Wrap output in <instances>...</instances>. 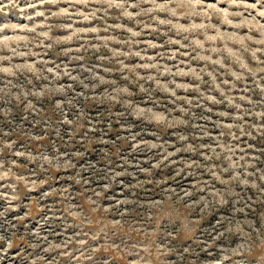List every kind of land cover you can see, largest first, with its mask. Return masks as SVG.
<instances>
[{
  "label": "rangeland",
  "instance_id": "374dc122",
  "mask_svg": "<svg viewBox=\"0 0 264 264\" xmlns=\"http://www.w3.org/2000/svg\"><path fill=\"white\" fill-rule=\"evenodd\" d=\"M34 2L36 7L30 8L28 12V14H35L34 19H26L20 11L24 7L25 0H21L19 7L9 6L7 0H0V4L4 5V11H0V25L7 26L3 34L21 38L0 42V47L5 48V51L0 55L12 56V64L20 69L16 76L6 78L12 79L16 83L17 77L19 81H24V77L29 76L39 83L36 76L42 69L47 70L49 75L62 71L64 73L71 72L72 76H76L79 70L91 68L93 65L112 68L114 66L112 63L101 59L104 56H120L123 66L128 67L129 71H133V66L144 64V57L147 56L149 61L155 58L165 66L166 70L171 68L176 72L179 102L185 107L189 102L197 105L192 109L195 118L185 117L177 109L173 113L175 126H173L172 120L168 121L166 127L148 123L144 114V107L148 105H145L146 102L142 98L141 91L131 81H127V83L135 94L133 99L140 103L141 107L127 118H123L121 115L120 119H116L117 113L121 111V106L117 105L115 110H106V106L89 101L84 105L83 115L87 116V120L84 122L83 129H73L67 123L58 125L60 120L55 112V105L50 99L38 102V107L42 108V111L38 113L32 111L30 106H17L14 103L12 111L8 115L0 113V148H3V151L0 152V161L5 162L6 168L12 167V170L18 175H27L32 172L36 166L32 161L19 154V151L25 148L35 152L41 146L47 147L56 143L60 145L62 151L69 150L75 153L77 147L83 151L81 137L88 131V123L94 122L98 126V133L95 134L97 135L96 139L91 141L92 148H89L88 152L97 163H102L99 157L102 156L105 147L113 148V155L116 156V144L125 157L144 160L143 152L133 155L135 145L131 143L132 137L149 145H152V142L159 143L155 147L163 148L166 145L167 150L174 153L171 158L178 161V164L158 170L155 183L149 182L148 195L142 199L159 200L161 198V193L156 188L165 175L169 178L167 186L174 190L183 191L190 188L194 177L191 174L176 176L179 167L188 168L191 172L199 171L200 178L205 183L209 182L210 169L202 167V164H215L227 175V170L233 167L228 162L233 148L240 149L233 159L243 156L245 149L249 154L259 157L256 165L259 171L264 172V135L249 138L241 134L239 126L241 121L233 120L238 112L234 105L250 107L245 97L261 101L259 110L264 111V94L261 93V88H264V72H257L254 80L253 73L250 71V69L254 70L257 67H264V65H258L251 53L240 57L237 51L243 47L260 46L243 39L249 34V28H253V36H259L255 25L257 23L264 25V17H261L258 11L254 13V20L244 23L243 19L248 17V11L230 6L222 0H200L198 5L190 4L188 0H185L183 4L169 5L167 12H156L148 16L139 14L135 18H130L129 14L140 13L141 8H151L152 5L145 4L136 7L135 0H128L127 4H117L115 0L112 3L105 2L104 4L74 5L63 2L42 3L40 0H34ZM162 2L163 0H157V3ZM243 3L254 6L256 9L264 8V0H259V3L257 0H243ZM237 11L243 12V18L230 14ZM77 12L83 15H68ZM157 16L160 21L171 20V27L160 24L159 31H157ZM235 22H240V26L233 27ZM66 25L67 27H65ZM13 27H15V32H13ZM181 34L191 35L183 38ZM133 40L137 43H131ZM85 48L87 50H83ZM129 48L133 57L128 55ZM72 49H76V51H71ZM209 49L211 51H207ZM13 50L17 54H13ZM256 55L260 60H264V55L259 53ZM76 57H80V59H76ZM222 57L223 59H221ZM216 61L230 65V70L215 64ZM4 63L5 66L8 65V61ZM206 63L210 68H217L215 75L211 70H204ZM189 65L191 66L189 67ZM101 75L111 76L114 82L117 80L121 83L126 82L120 72L114 74L105 72ZM163 76L164 73L161 72V77ZM59 83H70L68 76L65 75L59 80ZM181 84L185 86L196 84L199 91L195 89L181 91ZM157 95L160 104L168 108L173 107L171 100L163 91ZM197 101L200 103L197 104ZM162 115L161 112H153L151 119L160 121ZM110 116L113 119L110 120ZM71 118L69 115V119ZM244 119L250 123L256 121L254 116H246ZM258 122L264 123V120ZM234 123L236 127H233ZM51 126L53 128L59 126V132ZM101 131L104 133L103 140L99 137ZM233 136L239 138L233 139ZM69 141H74V143ZM112 141H115L116 144H113ZM8 142L11 143L14 150H9ZM173 145L176 146L175 149ZM222 161L223 163H221ZM130 178L131 174L129 173L125 179ZM211 179L217 181L218 187L222 183L219 176L215 175L214 170ZM13 183L14 181H0V185H8L0 187V192L11 193V184ZM61 183L74 185L73 192L76 196L74 203H87L79 186L71 180L70 174L60 175L59 181L53 182V188L59 187ZM45 190L47 189L45 188ZM18 191L20 194L17 200L13 201V204L18 207L9 210L5 217H0V230L7 232L9 231L8 226L12 225L11 230L19 238L17 240L18 247H14L9 252L12 264H20L18 254H23L25 251L23 243L25 233L40 229L46 218L44 213L50 214L55 208L59 215L60 207L59 198L52 196H49L47 200H43L41 197L43 207H33L37 197L41 195L40 189L32 191L20 185ZM114 197H118V192L107 193L104 207L114 203ZM248 198L250 201H257L254 191L249 194ZM261 199L264 200V198ZM4 205L5 201L0 199V207ZM249 214L259 219L261 214H264V204L261 205L259 212L254 206L249 210ZM134 215L137 216V223H145L146 217L138 213H134ZM234 215L236 213L232 211V205H222L217 211L210 212L203 217L199 213H195L196 238H187L184 235L169 236V241L176 245L179 253H183L184 264H206L207 261L219 259L220 248L227 246L229 239L234 242L236 237L231 236L226 239L223 235L217 237L216 234L222 231L221 225H226V222L231 220ZM115 218L118 219V217ZM59 223L57 219L44 226L45 232L55 230L56 235L50 239L57 241L60 239L59 233L62 229L58 226ZM147 226L151 229L154 224L149 223ZM190 229L191 225L182 220L180 227L173 228L169 223L165 224L161 231L180 233ZM65 234L71 235V229ZM0 247L3 245L0 244ZM43 255L49 259L52 256L51 253H43ZM170 258L175 264L178 259L177 253H172ZM38 264H43V261H39Z\"/></svg>",
  "mask_w": 264,
  "mask_h": 264
},
{
  "label": "clouds",
  "instance_id": "9594fccd",
  "mask_svg": "<svg viewBox=\"0 0 264 264\" xmlns=\"http://www.w3.org/2000/svg\"><path fill=\"white\" fill-rule=\"evenodd\" d=\"M40 2H63L74 5L112 3L113 0H40ZM127 2L128 0H115L117 4H127ZM184 2L185 0H163L162 3H157V0H135L136 7L145 4H150L152 7L141 8L140 13H130L129 17L135 18L139 14L148 16L161 11L167 12L169 5L183 4ZM222 2L248 11V17L243 19L244 23L254 20V13L257 11L261 17H264V8L256 9L254 6L244 4L243 0H222ZM7 3L9 6L19 7L21 0H7ZM188 3L198 5L200 0H188ZM34 7H36L34 0H25L24 7L20 9L21 14L25 15L26 19H34V13L28 14L29 9ZM0 11H4L3 4H0ZM230 14L243 18L242 11ZM68 15L83 14L77 12ZM156 23L157 31H159L160 24L169 28L172 25L171 20L160 21L158 16ZM232 26L239 27L240 22H235ZM6 28V25H0V42L21 39L15 35L11 37L4 35ZM255 29L259 32L258 37L253 36V28H249V34L243 39L260 46L243 47L237 51L240 57L251 53L258 65H264V60H260L256 55L257 53L264 55V25L257 23ZM13 32H15V27H13ZM181 35L186 38L191 34ZM131 43L135 44L137 41L133 40ZM83 50H87V48ZM4 51L5 48L0 47V53ZM71 51H76V49ZM13 54H17L15 50H13ZM128 55L133 57L130 48ZM76 59H80V57H76ZM101 59L108 60L114 66L106 68L102 65H93L91 68L79 70L76 76H72L71 72L64 73L62 71L49 75L47 70L42 69L36 76L39 83L29 76H25L24 81H19L17 77V82L14 83L12 79L6 77L16 76L20 69L12 64V56L0 55V113L8 115L12 111L14 103L17 106H30L32 111L38 113L42 111V108L38 107V102L50 99L55 105V112L60 120L58 125L67 123L73 129H83L84 122L87 120V116L83 115L84 105L89 101L106 106V110H115L117 105L121 106V111L117 113L116 119H120L121 115L123 118H127L138 110L141 105L133 99L135 94L127 83V81H131L141 91L142 98L146 102L145 105H148L144 107L148 123L166 127L168 121L172 120V124L175 126L173 113L177 109L185 117L195 118L192 109L197 105L189 102L185 107L179 102L176 87L177 74L171 68L166 70L165 66L155 58L149 61L147 56L144 57V64L133 66V71H129L128 67L123 66L120 56H104ZM5 61H8L7 66H5ZM214 63L230 70L228 64H221V61ZM204 70H211L214 75L217 73V68H210L207 63ZM250 71H252L255 80L256 73L264 72V67H257ZM105 72L112 74L120 72L126 82L121 83L119 80L114 82L111 76L101 75ZM161 72L164 73L163 77H161ZM65 75L68 76L70 83H59V80ZM187 89L199 91L196 84L180 85L181 91ZM161 91L171 100L173 107L168 108L160 104L157 93ZM261 93L264 94V88H261ZM185 99L188 98L185 97ZM245 100L250 107L234 105L238 112L233 120L241 121L239 125L241 134L249 138L264 135V123L258 122L264 120V111L259 110L261 101L252 100L251 97H245ZM199 103L200 101H197V104ZM153 112H161L162 120L153 121L151 119ZM69 115H71V119H69ZM246 116H254L256 121L250 123L244 119ZM109 119L111 120L113 117L110 116ZM87 127L88 131L81 137L83 151L80 147L76 148L75 153L69 150L62 151L60 145L56 143L47 147L41 146L35 152L27 148L20 150L19 154L32 161L36 166L30 174L18 175L12 170V167L6 168L5 162L0 161V181H14L11 184V193L0 192V199L5 201V205L0 207V217H5L9 210L18 207L13 204V201L17 200L20 194L18 191L20 185L32 191L40 189L41 195L37 197L33 207H43L41 197L43 200H47L49 196L59 198V215L55 208L50 214L44 213L46 218L40 229L25 233L23 240L25 251L23 254H18L20 264H25V262L26 264H38L39 261H43V264H173L170 257L174 252L178 256L175 264H184L183 253H179L176 245L170 243L169 236L184 235L187 238L195 239L194 214L199 213L203 217L210 212L217 211L222 205H232V211L236 215L227 221L226 225H221L222 231L218 232L216 236L223 235L226 239L235 236L236 239L234 242L229 239L228 245L220 248L219 259L207 261L206 264H253V262L264 264V214H261L259 219L249 214V210L254 206L259 212L261 205L264 204V200L261 199L264 198V172L259 171L256 165L259 157L249 154L245 149L243 156L233 159L240 151L239 148H233L228 160L233 167L227 170V175L215 164H202V167L210 169V179L207 183L200 178L199 171L191 172L188 168L179 167L176 176L191 174L194 177L191 187L183 191H176L167 186L169 178L165 175L156 188L161 193V198L146 200L142 197L148 195L149 182L155 183L156 172L178 164V161L171 158L174 153H170L166 145L163 148L155 147L159 143L152 142V145H149L132 137L131 143L135 145L133 155L143 152L144 160L125 157L119 151L116 142L112 141L113 144H116V156L113 155V148L105 147L102 156L99 157L102 163H97L89 155L88 149L92 148L91 141L97 137L95 134L98 133V126L91 122ZM233 127H236L235 123ZM53 129L57 132L60 130L59 126ZM99 133L100 139L103 140L104 133L102 131ZM238 138V136H233V139ZM69 142L74 143V141ZM175 147L173 145L174 149ZM8 148L14 150L10 142H8ZM2 151L3 148H0V152ZM145 164L148 166L145 167ZM213 170L222 181L219 187L217 181L211 179ZM129 173L131 178L125 179ZM64 174H70L71 180L79 186L87 201L86 204L74 203L76 196L72 183H61L59 187L53 188V182L59 181L60 175ZM7 186L6 184L0 185V187ZM253 191L256 193L259 203L249 200L248 196ZM110 192H118V197H114V203L104 207L106 194ZM114 213L115 216H113ZM134 213L146 217L145 223H137V216ZM241 213L243 215H240ZM57 219L60 222L58 226L62 229L58 241L50 239L56 235L54 229L44 231L45 225ZM182 220L191 225L189 231L180 233L161 231L164 225L169 223L173 228L180 227ZM149 223L154 224L151 229L147 226ZM8 228L7 232L0 230V244L3 245L0 247V264H5V261L7 264H12L9 252L14 247H18L17 240L19 238L11 230L12 225H9ZM69 229L72 234L66 235L65 233ZM214 240L215 238L213 243ZM43 253H51V259Z\"/></svg>",
  "mask_w": 264,
  "mask_h": 264
}]
</instances>
